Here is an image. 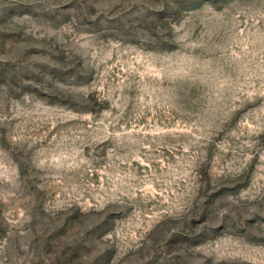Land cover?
Returning <instances> with one entry per match:
<instances>
[{"label": "rangeland", "instance_id": "rangeland-1", "mask_svg": "<svg viewBox=\"0 0 264 264\" xmlns=\"http://www.w3.org/2000/svg\"><path fill=\"white\" fill-rule=\"evenodd\" d=\"M0 264H264V0H0Z\"/></svg>", "mask_w": 264, "mask_h": 264}]
</instances>
